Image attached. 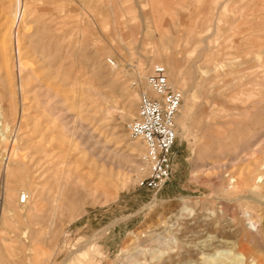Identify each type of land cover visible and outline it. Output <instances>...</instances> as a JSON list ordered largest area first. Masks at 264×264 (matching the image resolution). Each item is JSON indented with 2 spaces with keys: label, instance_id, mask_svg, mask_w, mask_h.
I'll list each match as a JSON object with an SVG mask.
<instances>
[{
  "label": "rangeland",
  "instance_id": "374dc122",
  "mask_svg": "<svg viewBox=\"0 0 264 264\" xmlns=\"http://www.w3.org/2000/svg\"><path fill=\"white\" fill-rule=\"evenodd\" d=\"M155 65L183 98L152 193ZM0 99V264H264V0H0Z\"/></svg>",
  "mask_w": 264,
  "mask_h": 264
},
{
  "label": "built area",
  "instance_id": "2783aa9c",
  "mask_svg": "<svg viewBox=\"0 0 264 264\" xmlns=\"http://www.w3.org/2000/svg\"><path fill=\"white\" fill-rule=\"evenodd\" d=\"M107 64L116 67L112 59H108ZM133 85L137 88L138 102L135 116L126 123V129L145 147L142 156L144 167L136 186L157 193L172 173V152L183 94L169 82L163 65H155L150 70L144 85L136 81ZM25 199L22 196L20 201L25 203Z\"/></svg>",
  "mask_w": 264,
  "mask_h": 264
},
{
  "label": "bare ground",
  "instance_id": "6f19581e",
  "mask_svg": "<svg viewBox=\"0 0 264 264\" xmlns=\"http://www.w3.org/2000/svg\"><path fill=\"white\" fill-rule=\"evenodd\" d=\"M165 66H166V64H165ZM114 68H117V65H116V67H114ZM168 71H169V70H168ZM249 72H250V71H249ZM249 72H247V73H249ZM33 76H34V75H33ZM145 79H146V77H145ZM172 79H173V78H172ZM235 82H236V81H235ZM92 87H93V86H92ZM243 100H244V99H243ZM1 101H2V100L0 99V113L2 112V111H1V109H2V102H1ZM12 105H13V104H12ZM79 116H80V115H79ZM7 123H8V122H7ZM7 127H8V125H7ZM0 135H1V134H0ZM4 138H5V135H4ZM1 140H3V138H2ZM4 141H6V140H4ZM6 144H7V143H6ZM138 146H140L138 143H134V145H133V147H132V150H131V151H132V152H131V155L136 154V151L138 150ZM18 149H19V148H18ZM13 150H14V149H13ZM16 151H17V150H16ZM13 156H14V155H13ZM14 158H15V157H14ZM134 160H135V159H134ZM136 160H140V159H136ZM134 164H135V162H134ZM136 164H137V163H136ZM61 165H62V164H61ZM140 166H142V164H137V165H135V168L139 170V169H140ZM64 167H65V166H64ZM8 168H9V167H8ZM41 168H42V167H41ZM5 171H6V170H5ZM139 171H140V170H139ZM6 172H8V171H6ZM6 172H5V173H6ZM260 177H261V176H260ZM61 185H62V184H61ZM9 189H10V188H9ZM24 190H25V189H24ZM21 193H22V192H21ZM22 196H24V197L26 198V199H25L26 201H27V199H29V195H28L27 193H23V194H21V195L19 196V198H18L19 201H20V199H21ZM6 198H7V197H6ZM7 199H8V202H9V203H6V204H7V205L9 204V207H10V205H11L10 202L13 200L12 195H9ZM26 201H25V202H26ZM20 202H21V201H20ZM13 204H14V203H13ZM13 204H12V205H13ZM14 205H15V204H14ZM14 205H13V206H14ZM13 206H12V208H13ZM9 207H8V208H9ZM184 211H185V210H184ZM1 219H2V218H1ZM252 221H253V220H252ZM254 222H255V221H254ZM254 222H252V224H254ZM223 262H224V261H223Z\"/></svg>",
  "mask_w": 264,
  "mask_h": 264
}]
</instances>
